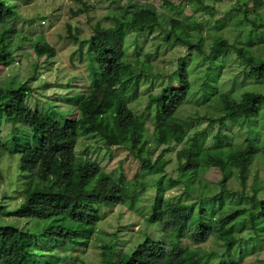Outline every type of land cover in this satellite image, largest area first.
Instances as JSON below:
<instances>
[{"label": "trees", "instance_id": "1", "mask_svg": "<svg viewBox=\"0 0 264 264\" xmlns=\"http://www.w3.org/2000/svg\"><path fill=\"white\" fill-rule=\"evenodd\" d=\"M110 1L118 5V13L106 16L111 21L108 25L96 21L87 37L79 38L80 29L74 28L73 32V27L67 25L68 37L76 45L68 56L69 63L77 67L82 59L87 68L82 87L75 89L67 83L72 88V93L65 96L70 107L68 111L75 110V117L60 115L48 108L40 111L26 102L31 92L30 81L35 79L41 65L39 59L43 56L45 63L52 65L54 61L50 59L56 55V49L40 36L30 44L35 54L34 73L17 84L13 79L6 85L0 84V131L9 126L7 135L0 136V148L4 149L10 138V153L18 154L19 184L23 193V200L12 209L0 203V219L9 217L26 222L20 226L11 220L6 224L0 221V264H61L63 253L69 247L86 244L95 234L97 223L105 218L104 208L122 204L133 209L146 187L153 184L157 193L151 204V220L158 221L161 209L174 201L183 202L186 209L174 236L162 240L145 232L141 241L123 253L116 251L115 242L101 244L103 264H212L210 255H214V250L205 251L183 243L186 238L199 244L210 236L221 244L220 258L225 260L218 264H240L233 257L238 242L235 233L251 229L253 238L249 243L254 248L264 235V197L257 196L256 183L250 186L252 193L247 208L229 209L224 205L213 215L207 212L204 204L199 203L196 210L195 206L197 200L209 206L216 202L222 204L221 195L227 189L226 181L233 169L245 187L254 158L264 160V131L252 126L257 125L264 108V92L244 90L237 99L229 90L239 83L264 84V54L253 51L258 44L264 47V22L246 18L244 14L250 27L245 28L243 24L246 23L242 22L241 27L245 29L236 30L234 42L221 35H216L212 42L203 35L192 40L196 36L192 30L200 29L198 22L192 19L188 22L173 16L163 19L154 5L139 6L136 0ZM161 1L163 8L176 15L182 13L181 6L170 0ZM190 1L198 5L195 11L201 5V0ZM13 14V8L0 0V22ZM234 17L230 15L229 19L234 20ZM166 19L170 26L166 30V42L184 45L202 55L208 61L207 71L215 66L213 74L203 81V86L209 85L205 91L209 90L212 95L207 99L212 110L196 118L184 119L177 115L192 87L188 64L183 61L158 92L146 95L145 106L153 110L155 121L149 132L145 120L133 111L130 102L139 95L140 81L154 74L148 61L138 67V60L132 63L124 59L125 30L136 33L134 44L137 45L140 33L157 27L164 29L163 20ZM216 23V31L221 30L223 21ZM246 29L249 35L252 32L260 34L247 39L244 37ZM229 51L243 64L246 82L234 77L231 87L217 89V84L209 79L220 75L218 57ZM9 59V52L0 51V64L7 66ZM174 81L178 86L173 85ZM196 119L216 124L212 146H206V128L195 129L185 137ZM229 125L248 130L242 135V143L234 141V136L224 130ZM24 131L28 136L22 141ZM88 134L100 136L108 149L123 147L140 164V173L128 179L120 168L118 173H108L97 161L78 155V139ZM173 150L176 177L161 175L152 182L145 179L149 173H165L170 163L165 155ZM211 168L220 171L221 177L216 182L219 192L210 198L195 181ZM178 183L182 184V193L165 197V191ZM47 246L59 251L48 253ZM246 254L247 249H242L237 257ZM258 264H264V257Z\"/></svg>", "mask_w": 264, "mask_h": 264}, {"label": "rangeland", "instance_id": "2", "mask_svg": "<svg viewBox=\"0 0 264 264\" xmlns=\"http://www.w3.org/2000/svg\"><path fill=\"white\" fill-rule=\"evenodd\" d=\"M4 1L5 4L13 8L14 14L0 22V51L5 50L10 53L9 64L7 66L0 64V84L6 85L9 79H13L14 83H19L34 73L35 65L32 64L35 61V54L30 44L35 37L40 36L56 49V55L50 59L54 61L52 65H49V62L45 63L43 56L39 59L41 65L36 71L35 79L30 81L31 92L28 93L26 102L32 108L40 111L48 108V111L55 110L58 114L61 113L60 115L69 114L70 117H75L77 115L75 110L68 111L70 107L65 96L72 93V88L68 87L67 83L75 89L82 87L86 82L87 68L82 59V63H79L77 67L69 63L68 56L76 45L68 37L67 25L70 24L73 27L71 28L72 31L74 28H79V38H85L92 32V25L96 21H101L105 25L110 24L111 21L106 19V16L117 14L118 5L111 3L110 0ZM136 1L139 6L154 5L163 19L173 16L185 22L191 19L198 22L200 29L192 30V33L196 35L192 37V40H197L199 35H203L208 38L209 42H212L216 35H221L234 42L236 30L250 27L246 19L247 16L250 19L264 22V0H201V5L196 11L194 10L197 5L195 1L170 0L176 6L182 7L180 15L163 8L161 0ZM244 2L246 5H244ZM245 8L247 12H244ZM244 14H246V18ZM230 15L235 16L234 20L229 19ZM216 21H223L224 23L219 31H216L215 28ZM244 21L246 23L243 24L245 28L241 27ZM163 27L164 29L157 27L140 33L137 45L134 44L136 33L132 30L126 29L124 37V59L132 63L138 60V67L144 61H148L154 74L148 80L143 79L140 81L139 95L130 102L133 111L145 120L149 132L152 131L155 121L153 110L147 109L145 106L146 95L149 92H158L167 83L168 77L183 61L188 64L192 87L184 104L177 111V115L184 119L196 118V116L204 115L212 110L210 101H207L212 95L209 94V90L205 91L209 85L203 86V81L205 77L213 74L215 66L207 71L208 61L202 55L194 50H188L184 45L166 42V30L170 28L167 19L163 20ZM12 28H14L13 32L10 31ZM259 34L258 32H252L249 35L248 29H246L244 37L247 39L250 37L256 38ZM169 37L172 38L173 36L170 35ZM262 45V43L256 45L253 51L256 54L263 55L264 47ZM258 46H261V48L259 49ZM146 54H150V56L148 57ZM73 57L77 61V55ZM218 60L220 75L216 78L212 76L209 79L217 84V89L223 87V90H225L231 87V79L234 77L238 78L239 81L244 80L246 82L243 74L246 70L241 61L238 58L236 60L232 51L225 52L218 57ZM247 83L248 85L239 83L229 90H232L233 96L237 99L244 90L264 92V84ZM173 85L176 86L177 82L174 81ZM50 106L53 109H49ZM252 126L254 128L260 127L264 131V108L258 116L257 125L253 124ZM203 128L207 130L206 146L210 147L214 142L213 135L216 132V124L209 125L206 120L196 119L191 131H188L185 137L190 135L193 130ZM8 129V125L2 127L0 136H6ZM224 130L228 135L234 136L232 138L237 143L243 142L242 135L248 131L245 127L238 125H229ZM27 136L28 134L24 131L21 140L24 141ZM11 142L9 138L5 142L4 149L0 148V203L10 209L16 207L23 200L22 187L19 184L21 173L18 169V154L10 153ZM76 153L97 161L108 173H118L120 168L128 179L134 178L141 171L140 164L123 147L108 149L103 139L96 134L80 136L76 145ZM165 156L170 160V163L165 167V173H149L145 176V179L152 182L161 175L176 177L175 150ZM220 177V171L211 168L205 175H200L196 179L195 185L202 186L204 195L211 198L220 190L216 184ZM163 181H165V178ZM226 182L227 189L221 195L222 204L216 202L209 206L206 202L197 200L195 210L199 203L204 204L207 212L209 214L213 213V215H217L224 205L228 206L229 209L243 206L247 208L249 205L248 198L252 193L250 186L253 183L258 186L257 196L263 198L264 160L262 157L254 158L245 187H242L238 172L234 169L233 174ZM145 190L133 209L122 204L104 208L105 218L97 223L95 234L86 244L69 247L63 253L64 258L61 264H103L101 244L115 242L116 251L123 253L141 241L145 232L150 233L156 239L172 238L186 211L182 206L183 202L174 201L173 204L163 207L160 211V219L158 221L151 220L149 218L151 216V204L157 191L154 184L147 186ZM182 190V184L178 183L169 187L164 195L165 197L179 196ZM190 197L192 198L191 194ZM189 201L186 200L185 202ZM10 220L20 226L26 225L23 219L17 220L9 217L0 219L3 224L11 222ZM235 237L238 238V242L234 247L233 257L237 258L240 264H258V261L264 257V235L257 241L255 248L249 243V240L253 238L251 229L237 232ZM183 243L188 246L199 247L205 251L214 250L216 254L210 255L212 264H218L219 261L225 260L220 258V254L222 255L221 244L214 236H210L199 244H193L191 240L184 238ZM242 249H247V254L237 257ZM45 250L48 253L59 251L53 246H47Z\"/></svg>", "mask_w": 264, "mask_h": 264}]
</instances>
